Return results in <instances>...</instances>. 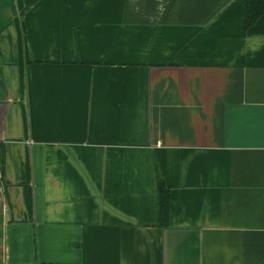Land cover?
I'll return each mask as SVG.
<instances>
[{
    "label": "crops",
    "instance_id": "obj_1",
    "mask_svg": "<svg viewBox=\"0 0 264 264\" xmlns=\"http://www.w3.org/2000/svg\"><path fill=\"white\" fill-rule=\"evenodd\" d=\"M244 3L0 0V264H264Z\"/></svg>",
    "mask_w": 264,
    "mask_h": 264
},
{
    "label": "trees",
    "instance_id": "obj_2",
    "mask_svg": "<svg viewBox=\"0 0 264 264\" xmlns=\"http://www.w3.org/2000/svg\"><path fill=\"white\" fill-rule=\"evenodd\" d=\"M244 26L252 25L264 13V0H244ZM170 192L163 182L160 185V221L166 223L169 217Z\"/></svg>",
    "mask_w": 264,
    "mask_h": 264
}]
</instances>
